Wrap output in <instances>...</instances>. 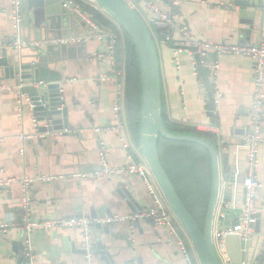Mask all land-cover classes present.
I'll return each instance as SVG.
<instances>
[{
  "label": "crops",
  "instance_id": "0c3cea01",
  "mask_svg": "<svg viewBox=\"0 0 264 264\" xmlns=\"http://www.w3.org/2000/svg\"><path fill=\"white\" fill-rule=\"evenodd\" d=\"M173 1L174 6L164 0H141L138 4L146 15V21L154 17L153 6L175 16L177 28L172 33L175 43L186 40L182 28H187L189 36L196 41L250 46L263 40L264 9L257 10L254 29L248 35L252 26L246 21H253V17L250 14L242 16L239 8L225 0ZM261 1L264 4V0ZM36 2L23 0V36V31L15 28L11 0H0V50L9 43H20L22 46L16 49L23 53V58L27 61L35 59L31 45L37 43L29 44L23 38L26 41L44 39L40 37L44 31L39 29L41 22L36 15L39 12ZM79 2L109 16L91 0ZM175 8H180L182 15L177 14ZM72 22H75L74 19ZM94 23L98 30L108 33ZM98 30L83 19L76 28H70L69 38L61 40L73 52H68L66 59L43 66L46 69L43 84L59 83L61 86V100L65 102L68 122L73 127L71 132L66 129L49 133L36 131L35 116L30 99H27L29 95L21 102L14 88L23 85L17 79L7 78L0 67V84L14 87L13 91L0 92V179L29 177L39 180L31 187L28 205L24 203L25 189L18 180L0 189V223L11 225L7 233L0 235V264H19L21 257L23 264H102L94 253H90L91 259L83 254L85 238L82 229L54 227L27 231L24 218L28 216L36 223L85 218L94 225L98 220L107 219L106 212L111 213L112 218L126 219L116 226L115 232L122 227L128 228L132 247L118 238L110 243L114 253L124 250L123 260L134 258L141 259L143 264H184L177 237L171 235L168 229H156L146 219H139L137 225L136 221H132L153 205L154 200L146 192L143 181L128 172H104L105 166L100 158L101 143L109 151L107 170L120 171L128 167L130 155L135 164L147 163L139 143L136 144L129 134L123 97L125 88L121 101L122 115L114 110L118 85L121 84L123 89L124 72L117 69L115 54L113 66L107 55L108 45L99 38L102 34ZM57 33L58 30L50 33L49 37L54 38ZM179 47L182 46L158 44L162 111L171 123L189 126L216 137L221 189L213 231L227 229L241 218L246 201L244 180L248 175L246 157L249 148L246 137L253 130L254 63L241 55H224L220 58L218 74L213 76L209 64L216 55L211 54L205 68L213 85L215 100H220L218 105L215 102V109L211 111L208 88L199 66L197 69L202 77L194 74L198 65L195 54L190 49ZM117 72L120 75H116ZM121 120L125 124L119 129ZM43 125L45 123L39 124L40 127ZM261 133L264 139V110ZM20 136L30 139L23 140ZM41 139L43 141L40 142ZM121 139L130 148L124 149ZM165 155L168 157L166 147ZM166 161L171 164V158H166ZM258 161L256 177L262 185L258 206L263 209V217L260 234L256 233L250 242V258L260 260L264 245V142L260 145ZM125 191L142 208L140 214L133 213ZM226 204H229L226 210L229 218L222 219L220 213ZM92 215L99 218L93 219ZM95 235L91 228V249L96 243ZM102 238L106 242L107 238ZM15 243L19 245L16 251ZM193 258L195 264H200L196 253H193Z\"/></svg>",
  "mask_w": 264,
  "mask_h": 264
},
{
  "label": "water",
  "instance_id": "95a60500",
  "mask_svg": "<svg viewBox=\"0 0 264 264\" xmlns=\"http://www.w3.org/2000/svg\"><path fill=\"white\" fill-rule=\"evenodd\" d=\"M91 1L99 5L101 9L117 23L120 29L130 39L137 53L142 82V109L139 131V147L141 154L167 204L189 236L200 264H221L213 239V227L221 189L219 150L208 138L192 134L173 133L167 128L162 111V83L158 45L150 26L141 14L131 6L127 0ZM146 1L155 2L156 0ZM164 1L174 6L173 0ZM225 2H229L239 8L242 16L250 14L251 17H253V21H246L252 26L251 30L248 31L249 35V32H252L254 29L253 25L255 24L257 10L264 9L263 2L261 0H225ZM63 4L62 0H37L35 7H39V12L36 14L39 18V22H41L39 29L44 31V33L40 34V37L44 39L40 41H26L23 38V36H25V23H21L20 29L23 31V40L29 44L30 42L31 44L37 43V45H31V47H34V60H25L23 58V53L18 51L14 46L15 42L12 44L9 43L7 47L0 50V67L4 69L7 78L20 81L24 86L23 92L29 95L34 116L41 124L45 123V125L39 127V133L63 131L65 129L70 132L73 131L72 125L68 122L67 110L64 107L65 102L61 100L60 84H43L42 79L43 75L46 73V69L43 68L45 63L66 59L67 53L73 52V50L70 49L67 44L62 43V41L63 39L69 38L68 32H70V28L74 26L76 28L82 21L80 17L78 18L65 9ZM175 11L177 14L182 15L180 8H175ZM72 19H74L75 22H72ZM56 30H58V36L54 38L49 37L50 33L53 34ZM63 31H67V33ZM43 43L46 44L43 45ZM187 49H190L194 53L197 51L195 48ZM195 57L208 88V102L210 110L212 111L215 109L213 85L207 69L202 65L200 56L196 54ZM66 135H74V133H66ZM160 137H165L174 141L198 144L204 147L210 154L212 163V191L203 231L186 208L161 162L158 149ZM41 141L43 140L41 139L40 142ZM126 194L133 213L139 212L140 214L142 208L134 200L132 195L127 192ZM105 216L106 218L113 217L109 212H106ZM255 217L257 218L255 231L257 234H260L261 220L263 217L262 208H259V212ZM92 218L98 219L99 217L92 215ZM145 219L150 224L155 225L153 218ZM138 222L139 219L136 220L135 224L137 225ZM121 223L123 222L110 224L95 223L92 226V232L96 234V243L90 250L83 249V254L87 257L89 253H94L95 258L102 264H143L141 259L136 260L132 258L123 260L122 252L124 250H120L116 253L113 252L110 243L117 238L126 242L129 247L133 245V240L131 239V234L128 232V228H126V230L122 227L118 232H115L116 226ZM233 223L238 225V220ZM103 236L107 238L106 242L105 239L102 238ZM226 241L233 263L239 264L242 259L243 249V243L240 237L237 235H229ZM18 246L19 245L16 243L14 244L15 251ZM18 263L23 264L22 257L19 258Z\"/></svg>",
  "mask_w": 264,
  "mask_h": 264
},
{
  "label": "built area",
  "instance_id": "2783aa9c",
  "mask_svg": "<svg viewBox=\"0 0 264 264\" xmlns=\"http://www.w3.org/2000/svg\"><path fill=\"white\" fill-rule=\"evenodd\" d=\"M131 6H133L136 10L135 5L141 0H127ZM145 1V0H142ZM12 2V17L16 25V29L19 31L20 25L23 22V0H11ZM63 6L65 9L70 11L72 14L80 17L82 20H86L87 23L92 25L96 30H98V26L85 14L81 5L73 0H63ZM154 12V17L150 18L148 21V25L154 35L157 45L161 44H174L180 45L185 48H195L197 51L193 54H197L201 58L202 65L205 67V64L208 63L211 54L214 53L216 58L209 64V68L211 69L213 76H216L220 70V58L224 55H241L251 59L254 63V74H255V93H254V108L252 109L253 115V130L246 137V141L249 142V148L247 153V163H248V175L244 180V186L246 190V201L244 205V211L241 218L238 220V225L233 223L232 227H228L227 229H217L213 231V239L214 245L217 252V255L220 259L221 264H233L231 255L229 253L228 245L226 238L229 235H237L240 237L243 243L242 249V259L239 264H264V245L262 247L261 259L250 258V242L252 237L256 234L255 225L257 222V218L255 217L259 212L258 206V196L259 192L262 188L261 183L258 181L256 177L257 169H258V155L260 150V145L264 142L262 137L261 129H262V113L264 110V21L261 27L262 38L259 44L250 45V46H238L232 44H222V43H214L210 41H196L189 36L188 29L182 28L181 32L185 37V41L182 43H175L172 38V33L177 28V23L175 20V16L170 13L161 10L159 7H151ZM138 11V10H137ZM101 31V30H98ZM158 32H163V36L157 35ZM100 39H103L108 45V53L110 60L114 66V54L117 46V42L119 40L118 34L106 33L101 31ZM20 43H15V47H21ZM178 52L176 51V55ZM196 64V63H195ZM198 65L195 66L194 74L200 78L201 74L198 71ZM118 74V72L116 73ZM7 86L5 84H0V92L13 91L15 89L19 99L23 100V98H27V95L23 92V86L18 87ZM122 94L123 89L121 84L118 85L117 92V101L115 103V112L120 116L122 115ZM220 97V96H219ZM29 100V98H27ZM218 105L220 100H215ZM31 105V104H30ZM31 105V110H32ZM34 123L36 127V131L39 129L38 120L36 117L34 118ZM124 122H119V129L124 127ZM211 132L214 129L209 128ZM40 137V136H39ZM23 140H28L30 137L20 136ZM124 149L130 148L129 144L124 140ZM1 141V138H0ZM109 151L105 147L104 143L100 144V158L103 166H105L104 172H112V173H124L128 172L129 174L136 175L139 177L145 186L146 192L148 195L154 200L153 205L150 206L146 211L142 214L132 218V221H136L137 219H145V218H153L155 221V228L161 229L166 228L169 230L170 234L177 237V244L180 255L184 261V264H195V260L193 258V253H195L194 247L190 241L189 236L184 230L183 226L180 224L169 205L167 204L157 182L155 181L149 167L147 164H139L134 163V158L129 156V166L124 167L120 171H110L107 170V158ZM87 177V176H85ZM18 182L25 189V198L24 203L28 205L30 202V193L31 187L38 182V178H22V179H0V189L10 186L12 183ZM229 209V204L225 205V209L221 211L220 217L222 219H228L229 215L226 213V210ZM126 219L120 217L107 218L102 221L98 220L97 223L102 224H110L115 222H123ZM10 223H0V235L7 233L10 227ZM93 226V222L85 219V218H73L70 220L60 219L54 221H47L44 223H36L31 218L26 216L24 218V227L27 231L34 230H44L51 229L54 227L61 228H80L84 234V242L83 249L90 250L89 238L91 235V228ZM90 253L87 256L90 258Z\"/></svg>",
  "mask_w": 264,
  "mask_h": 264
},
{
  "label": "trees",
  "instance_id": "16d2710c",
  "mask_svg": "<svg viewBox=\"0 0 264 264\" xmlns=\"http://www.w3.org/2000/svg\"><path fill=\"white\" fill-rule=\"evenodd\" d=\"M85 14L106 31L118 34L115 50L117 69L124 72V106L128 130L133 141L139 143L140 118L142 109V82L140 64L130 39L109 16L85 5L79 0ZM123 36L120 37V34ZM160 37L164 34L159 32ZM202 77V75H201ZM167 128L173 133H185L202 136L217 146L216 137L210 133L198 131L189 126L171 123L163 114ZM165 147L168 157L165 155ZM158 149L161 162L174 184L186 208L203 231L209 207L212 186V163L209 152L202 146L184 141H174L160 137ZM171 158V164L166 161Z\"/></svg>",
  "mask_w": 264,
  "mask_h": 264
},
{
  "label": "rangeland",
  "instance_id": "374dc122",
  "mask_svg": "<svg viewBox=\"0 0 264 264\" xmlns=\"http://www.w3.org/2000/svg\"><path fill=\"white\" fill-rule=\"evenodd\" d=\"M135 7L137 8V10H138V12L141 14V16H143V18L146 20L147 18H146V15L141 11V9L139 8V4L137 3L136 5H135ZM141 7V6H140ZM122 36H123V32H122ZM122 70V69H121ZM122 80H123V93H124V77L122 78ZM123 97H124V94H123Z\"/></svg>",
  "mask_w": 264,
  "mask_h": 264
}]
</instances>
